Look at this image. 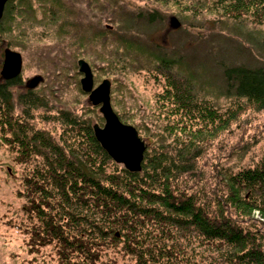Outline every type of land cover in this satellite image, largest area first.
Returning a JSON list of instances; mask_svg holds the SVG:
<instances>
[{
  "label": "rangeland",
  "instance_id": "rangeland-1",
  "mask_svg": "<svg viewBox=\"0 0 264 264\" xmlns=\"http://www.w3.org/2000/svg\"><path fill=\"white\" fill-rule=\"evenodd\" d=\"M18 2L14 3L20 8L14 10L15 21L7 24L11 25V31L6 29L0 36V77L7 81L1 75L5 50L20 53L22 74L15 79L20 80V84L13 86L11 92L14 95L15 114L22 121L25 108L24 103L19 104L18 98L35 89L33 96H39L44 102L35 112L36 122L43 126V117L47 119V130L57 137L64 135L67 147L74 145L78 134L76 128L80 127L63 123L66 114L82 122L83 118L76 116H82L87 111L91 113L88 116L93 123L98 121L100 124L102 118L103 127L105 120L100 113V106H94L90 95L82 90L84 75L80 73L79 61L83 60L94 75V90L104 81L111 83L113 109L127 125L139 126V134L144 137L146 149L147 145L152 146L162 138L160 134H167L163 128L169 127V122H176L179 115L167 114V97L156 100L157 96L152 91V86H161L163 79H158L164 75L173 79L182 93L190 96L191 109L183 113L187 122H180V126L187 131H198L199 134V130H207L210 120H204V116L202 119L190 120L192 114L200 116L198 112H205L204 108L214 107L221 113L227 112L223 116L225 122L232 112H239L222 132L225 135L219 138L225 140L224 145H221L222 142L214 144L213 149L217 152L214 159H209L212 153L209 158L208 154L200 156L191 166V172L179 179V184L189 191V195L202 199L201 196L210 194V187L222 191L226 186L225 179L212 173V170L237 173L240 167L256 163L264 157V110H257L253 102L238 97L235 83L224 76L228 68H264V26L233 12L230 5L236 4L233 3L235 1L33 0V6L27 1ZM22 11H26L29 17L21 15ZM61 11L62 20L58 19ZM151 15H155L153 24H148ZM173 18L180 24L174 25ZM125 34L134 42L140 40L147 45L162 46L169 60L166 63V57L161 62L163 65L156 64V70L151 63L154 60L146 59L144 50L134 44L128 48L130 58H127L129 61L124 68L111 70V65L106 61L114 49L111 45H115L117 35ZM80 52L87 55L76 57ZM170 59L174 60L173 63ZM146 72L151 73L152 78L142 75ZM112 73L114 75H110ZM38 78L42 81L35 88H30V82ZM174 108L170 102L168 109ZM145 126L149 130L147 133ZM159 131L162 133L157 134ZM226 145L227 150L234 153L226 158L218 156L221 146L226 148ZM201 146L202 142L198 145L196 141L195 147ZM154 151L151 153L155 162L166 163L163 158L158 159V162L157 152ZM13 158L7 147L0 148V264H66L58 257L56 245L40 247L35 252L28 246L27 237L19 228L20 223L26 222L22 218L23 200L18 197L19 184L14 176L7 173L10 167L16 169L19 178L22 176ZM118 165L124 167L123 164ZM170 170L172 174H177L172 167ZM222 192L226 195L225 189ZM206 200L212 203L211 211L219 212L214 199ZM253 217L254 223L245 222L240 227H244L245 232L248 227L254 233L260 231L257 232V238L264 251L263 219L257 210ZM148 220L144 222L145 228L152 230L156 222ZM190 227V230L184 227L172 230L176 235H186L185 238L193 241L188 247L192 252H186L180 258L174 257V262L229 264L228 258L233 262V254L227 246H220L218 241L201 245L193 251L197 244L206 240H202L203 237L194 226ZM122 233L117 234L120 240L118 249L123 248L126 242ZM150 237L153 238V235ZM184 242L185 239H182L176 244ZM153 243L148 238L145 241V245ZM103 258L104 262L115 258L117 264H134L130 256L116 254L112 247L107 249ZM72 264L77 262L73 259Z\"/></svg>",
  "mask_w": 264,
  "mask_h": 264
},
{
  "label": "trees",
  "instance_id": "trees-1",
  "mask_svg": "<svg viewBox=\"0 0 264 264\" xmlns=\"http://www.w3.org/2000/svg\"><path fill=\"white\" fill-rule=\"evenodd\" d=\"M15 1H27L33 6V0L8 1L4 19L0 22V36L7 30L11 31V25L7 24L15 21L14 10L19 8ZM232 1L236 3L230 5L233 12L264 26V0ZM61 13L58 19L62 20ZM27 14L26 11L21 12V15L29 17ZM150 17L148 24H153L155 15ZM114 41L115 45H111L113 52L106 60L111 70L124 68L129 61L127 58H130L128 48L134 44L144 50L146 59L154 60L151 63L156 70L155 66L163 65L161 62L167 57L162 46L147 45L140 40L134 42L128 34L117 35ZM80 55L87 54L80 52L76 57ZM167 60L168 57L166 63ZM170 60L173 63L174 60ZM142 75L152 78L148 72ZM164 76L158 79H163L161 86H152V91L157 96L156 100L167 97V114L179 115L176 122H169V127L163 128L167 134H160L162 132L159 131L157 134L162 138L152 146L147 145L139 173H131L125 166L118 165L98 143L94 126H101L102 118L100 124L98 121L93 123L88 116L91 113L86 111L82 116H76L83 118L79 122L66 114L63 123L80 127L76 128L78 134L74 145L67 147L64 135L57 137L47 130V119L43 117V126L36 122L35 112L44 102L39 96H33L35 89L18 98L19 104L24 103L25 108L22 121L15 114L11 92L20 80L3 81L0 77V148L5 146L9 149L14 163L18 165L16 168L20 167L22 173L19 178L16 169L8 167L7 173L18 181V197L23 200L22 218L26 222L20 223L19 228L27 237L32 252L40 247L56 245L58 257L66 264H72L73 259L77 264H117L115 258L103 261L105 252L112 247L116 254L130 256L134 264H185L174 262V257L180 258L190 252L188 247L193 241L185 238L186 235H176L172 230L183 227L190 230V226H194L206 243L197 244L193 251L201 245L218 241L220 246H227L233 254V262L228 258L229 264H264V251L257 238L260 231L254 233L248 227L245 232L244 227H240L245 222H255L253 215L256 210L260 212L264 224V157L256 163L240 167L237 173L212 170V173L225 179L226 186L222 191L225 189L226 195L213 187H210L209 195L201 196L202 199L189 195V191L179 184V179L191 172V166L200 156L208 154L209 158L212 153L209 159H214L217 154L214 144L222 142L221 145H224L225 140L219 138L225 135L222 132L239 112H232L225 122L223 116L227 112L221 113L214 107L204 108L205 112H198L200 116L192 114L190 120L204 116V120H210L207 130H199V134L198 131H187L180 126V122H187L183 113L191 109L190 96L182 93L173 79ZM224 76L235 83L238 97L253 102L257 110H264V68H228ZM170 102L174 109H168ZM133 127L140 132L139 126ZM145 128L146 133L149 132ZM140 137L142 139L143 136ZM196 141L198 145L202 142V146L195 147ZM221 148L220 157L226 158L234 153L227 150V145ZM154 150L158 155L157 161L163 158L166 163L155 162L151 153ZM170 167L177 174H172ZM207 198L214 199L219 212L210 210L212 203ZM148 219L156 222L152 230L145 228ZM118 233H122L126 241L121 249H118ZM147 238L154 242L153 245H145ZM182 239H185L184 243L176 244Z\"/></svg>",
  "mask_w": 264,
  "mask_h": 264
},
{
  "label": "water",
  "instance_id": "water-1",
  "mask_svg": "<svg viewBox=\"0 0 264 264\" xmlns=\"http://www.w3.org/2000/svg\"><path fill=\"white\" fill-rule=\"evenodd\" d=\"M9 0H0V21L3 17L5 6ZM174 25L179 21L172 19ZM5 59L2 69V77L12 81L22 74L21 54L11 49L4 52ZM80 73L84 75L81 80L83 92L89 94V99L94 106H100L105 124L103 127L96 124L94 133L96 140L104 151L118 164H123L131 173H138L142 170L144 153L146 150L143 141L135 127L125 125L121 122L111 104V83L104 81L94 90V75L90 66L83 60L79 61ZM41 78L30 82L29 87L35 88Z\"/></svg>",
  "mask_w": 264,
  "mask_h": 264
}]
</instances>
